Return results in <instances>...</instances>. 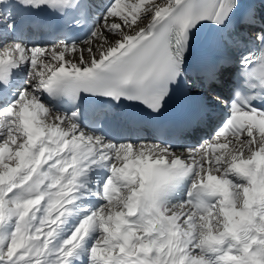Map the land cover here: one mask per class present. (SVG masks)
I'll use <instances>...</instances> for the list:
<instances>
[{"label": "snow or ice", "instance_id": "snow-or-ice-1", "mask_svg": "<svg viewBox=\"0 0 264 264\" xmlns=\"http://www.w3.org/2000/svg\"><path fill=\"white\" fill-rule=\"evenodd\" d=\"M92 7L0 0V264H264V0H108L98 19ZM42 10L64 35L20 42ZM89 22L78 47L69 37ZM203 28L216 54L199 86L226 94L144 137L118 109L158 116ZM210 106L224 118L188 145ZM120 120L135 139L113 135Z\"/></svg>", "mask_w": 264, "mask_h": 264}, {"label": "bare ground", "instance_id": "bare-ground-1", "mask_svg": "<svg viewBox=\"0 0 264 264\" xmlns=\"http://www.w3.org/2000/svg\"><path fill=\"white\" fill-rule=\"evenodd\" d=\"M103 1L99 2V4H97V8L100 9V12L99 14L97 15V19L99 17H101L105 11V3L101 6ZM138 2V0H137ZM209 34H210V30L207 29V28H203L201 29L197 35L194 37V43H195V47H194V50L192 52V54H199V53H207V49H206V44H207V41L209 39ZM22 43H26L28 44L29 46H33V45H37V46H43V44L39 45L38 41H32V42H29L28 41H25V42H22ZM78 47H87V45L85 44H82V43H79L77 44ZM197 55L195 56H191L189 61L187 62V65H189L196 57ZM27 75V72H26V69H23V70H19V74L16 76V81L19 82L22 78H25ZM192 86H196V83L193 85L191 84ZM191 86V89H193V87ZM224 90V89H223ZM212 94H215L214 92H212L211 94L210 93H206L204 94L203 92L199 93L198 95H200L202 97V102H207V101H210L211 99V95ZM209 109H213L215 111H218V110H221L223 111L222 109H220L219 107H215V106H210ZM214 117H217V115H215ZM212 115L210 114V111H209V114H208V119H207V122L210 124L212 123V120L213 118ZM207 132V131H205ZM205 136L203 134H193L190 138L191 142L194 143L195 145L198 144V143H204V141L206 140H210L211 138H204ZM198 141V142H197ZM187 143V141H186Z\"/></svg>", "mask_w": 264, "mask_h": 264}, {"label": "rangeland", "instance_id": "rangeland-1", "mask_svg": "<svg viewBox=\"0 0 264 264\" xmlns=\"http://www.w3.org/2000/svg\"><path fill=\"white\" fill-rule=\"evenodd\" d=\"M210 138H212V137H210Z\"/></svg>", "mask_w": 264, "mask_h": 264}]
</instances>
